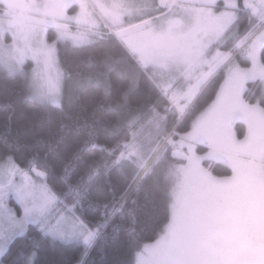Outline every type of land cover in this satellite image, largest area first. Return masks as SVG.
<instances>
[{
  "label": "rangeland",
  "instance_id": "obj_1",
  "mask_svg": "<svg viewBox=\"0 0 264 264\" xmlns=\"http://www.w3.org/2000/svg\"><path fill=\"white\" fill-rule=\"evenodd\" d=\"M89 1L0 0V68L12 76H25L32 99L62 106L70 79L60 63L59 42L75 47L92 45L104 32L103 20L113 30L129 27L140 22L151 4V0ZM91 6L99 20L93 14L79 20V12ZM245 6L259 16L257 25L237 47L240 51L249 43L240 56L250 64L242 66L233 55H226L210 72L213 76L230 64L218 93L224 99L223 106L219 113L199 115L189 133L173 131L166 136L172 161L167 159V149L160 154V136L170 115L184 119L181 107L190 109L210 75L200 79L192 88L195 90L181 100L198 80L192 79L191 72L169 68L160 74L162 68L151 70L144 65L146 75L148 72L167 104L154 109L134 128L130 142L122 146L118 164L132 165L136 172L153 176L169 187L171 218L159 238L137 255L136 264H168L162 258L180 248L186 249L188 258L182 264H205L204 253L210 243L185 232L209 227L232 214L252 215L247 243L251 248L264 246V108L260 102L264 96V0H247ZM143 24L149 25L147 21ZM51 31L55 32L53 40ZM126 61H122L124 73L139 78V70ZM251 84L262 87L254 102L246 99ZM238 124L246 127L243 138L238 135ZM216 163L228 167L231 174L215 175L210 168ZM16 170L11 158H0V264L13 241L25 235L30 226H39L56 241L88 248L94 237L74 209L49 188L46 174L34 169L27 181ZM34 262L35 255H31L26 264Z\"/></svg>",
  "mask_w": 264,
  "mask_h": 264
},
{
  "label": "trees",
  "instance_id": "obj_2",
  "mask_svg": "<svg viewBox=\"0 0 264 264\" xmlns=\"http://www.w3.org/2000/svg\"><path fill=\"white\" fill-rule=\"evenodd\" d=\"M238 1V19L222 41L227 46L216 45L224 52L233 51L259 21L243 7L244 0ZM54 37L51 31L50 39ZM58 48L70 79L61 107L32 99L25 76H12L0 68V158H11L17 170L31 175L34 169L46 174V184L74 209L94 240L84 249L30 226L13 241L1 264H26L31 255L34 264H136L137 255L159 238L170 221V190L132 165L120 167L118 160L134 128L154 109L165 106L166 100L108 32L89 46L59 42ZM125 60L139 70V78L124 73ZM236 60L245 67L250 64L240 55ZM229 65L209 76L188 111L181 107L186 112L183 120L169 116L159 149L160 154L167 149L168 161L173 159L166 136L191 131L195 119L216 100ZM261 89L251 84L246 99L254 102ZM260 102L264 108V96ZM236 129L240 138L246 135L244 125ZM210 169L217 176L231 174L220 163Z\"/></svg>",
  "mask_w": 264,
  "mask_h": 264
},
{
  "label": "crops",
  "instance_id": "obj_3",
  "mask_svg": "<svg viewBox=\"0 0 264 264\" xmlns=\"http://www.w3.org/2000/svg\"><path fill=\"white\" fill-rule=\"evenodd\" d=\"M246 2L247 0L243 1V7L252 12L245 6ZM240 5L238 0H151L149 8L136 24L113 30L104 20L103 23L115 33L126 49H132L128 50L144 70L145 65L151 70L162 68L160 74L169 71V68L184 69L188 74L191 72L192 79L198 80L186 90L187 93L200 79L209 76L228 55L229 52L222 51L216 45L227 46L222 41L236 23ZM93 10V6L88 9L84 7L78 14L79 20L90 18V14L98 19ZM253 15L259 18L257 12ZM144 21L149 23L147 27H144ZM223 101L218 94L202 114L217 113L223 106Z\"/></svg>",
  "mask_w": 264,
  "mask_h": 264
},
{
  "label": "flooded vegetation",
  "instance_id": "obj_4",
  "mask_svg": "<svg viewBox=\"0 0 264 264\" xmlns=\"http://www.w3.org/2000/svg\"><path fill=\"white\" fill-rule=\"evenodd\" d=\"M251 217L232 214L227 219L213 221L209 227L192 228L185 234L210 243L204 253L205 264H264V246L255 244L258 247L251 248L246 240ZM185 250L180 248L162 260L168 264L185 263L188 260Z\"/></svg>",
  "mask_w": 264,
  "mask_h": 264
},
{
  "label": "water",
  "instance_id": "obj_5",
  "mask_svg": "<svg viewBox=\"0 0 264 264\" xmlns=\"http://www.w3.org/2000/svg\"><path fill=\"white\" fill-rule=\"evenodd\" d=\"M21 173L23 175V178L28 181V179H29V173H24L23 171H21Z\"/></svg>",
  "mask_w": 264,
  "mask_h": 264
}]
</instances>
